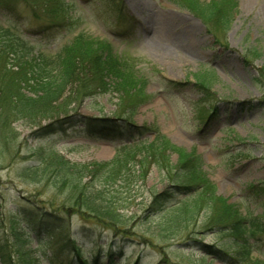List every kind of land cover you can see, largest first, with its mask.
I'll return each instance as SVG.
<instances>
[{"label": "rangeland", "instance_id": "rangeland-1", "mask_svg": "<svg viewBox=\"0 0 264 264\" xmlns=\"http://www.w3.org/2000/svg\"><path fill=\"white\" fill-rule=\"evenodd\" d=\"M65 1L61 25L39 3L0 1V26L49 56L77 34L108 42L119 61L133 69L134 86L123 93L109 84L106 92L79 103L70 101L71 95L66 111L55 117L126 115L132 126L159 131L170 146L168 163L160 171L152 162L142 181L131 177L97 186L110 206L106 212L115 214L116 229L77 206L78 189L95 191L82 185L89 176L80 186L53 174L33 179L23 171L39 163L40 150H55L84 171L111 160L123 142L111 130L122 120L103 127L93 120L98 133L78 122L45 135L38 129L52 116L1 121L0 251L11 254V264H80L71 247L63 245L69 234L88 264L94 258L96 264H238L231 259V237L209 227V213L201 211L169 230L165 217H147L149 210L168 208L182 198L172 192L170 176L188 155L200 163L217 196L258 220L261 231L249 240L250 257L264 264V206L248 190L264 181V0H234L224 31L205 23L182 0ZM200 80L208 92L200 90ZM211 105L216 109L200 121L198 111ZM147 137L148 142L155 138L151 133ZM39 218L42 225L30 224ZM0 264H8L1 254Z\"/></svg>", "mask_w": 264, "mask_h": 264}, {"label": "trees", "instance_id": "trees-1", "mask_svg": "<svg viewBox=\"0 0 264 264\" xmlns=\"http://www.w3.org/2000/svg\"><path fill=\"white\" fill-rule=\"evenodd\" d=\"M22 1L31 5L41 4L48 16L58 18L57 25L66 22L65 0ZM182 1L184 6L198 14L214 29L224 31L228 28L232 9L235 6L234 0H214L205 5L198 0ZM205 8H208L209 12L204 14ZM132 72L133 69L119 61L108 42L88 39L84 34H77L55 55L49 56L36 51L30 42L9 27L0 26V122H11V118L14 117L15 119L32 118L34 122L37 118L52 116L50 118L52 121L38 129L41 130L42 135H45L63 129L64 125L72 127L78 122L88 127L90 133H98L97 128H94L96 126L93 120L102 122L100 127L114 120H122L121 125L114 126L111 130L119 134L123 140L111 160L101 162L92 169L87 167L84 171L79 166L74 168L73 165H69L68 161L55 150L46 152L40 150L39 163L23 171L33 179L43 174H53L59 181L70 179L76 185H80L82 179L89 176L90 180L82 185L85 190H89L88 186H91L95 191L86 194L81 190L82 188H77L75 200L81 202L77 206L99 218L100 221H108L113 228L118 227L117 222L114 221L115 214L106 212L110 206L101 196L98 187L104 188L106 184L115 183L120 179L129 180L131 177L142 181L152 162L160 171L165 169L168 163L165 152L170 146H166L167 141L164 137L159 138L158 130L149 129L147 126H132L126 115L95 118L76 113L78 117L75 120H72V116L67 113L62 118L55 116L66 111L64 109L71 95L75 98L70 101L79 103L83 98L91 97L96 92H106L110 86L125 93L128 87L134 86L133 78L130 77ZM196 84L203 93L209 91L205 80H200ZM215 109L216 107L211 105L199 110L197 114L200 121L206 122ZM132 128L136 130L135 134L131 132ZM150 133L155 138L148 142L147 134ZM178 162L177 169H174L170 176L172 179L170 186L174 189L172 192L180 193L182 198L168 208L159 207L149 210L147 217L152 215L165 217L168 219L166 230H169L174 224L196 218L201 211L209 213V221L207 220L209 227L227 233L232 239L234 250L232 260L238 264H262L261 261L252 260L250 257L252 247L249 240L255 232L261 231L258 220L242 214L236 206L227 204L225 199L217 196L213 183L202 172L198 161L185 155ZM248 190L253 194L251 196L256 200L255 202L264 206V181L251 185ZM165 195L167 191L160 195L155 194L152 202L162 199ZM95 202L99 206H95ZM42 221L43 218H39L38 222L32 220L30 224L42 225ZM63 245L71 247L80 264H88L86 260L80 259V250L73 240L71 241L69 234L65 235ZM0 254L5 262L11 264V254L1 251ZM96 261L94 258L93 264H96Z\"/></svg>", "mask_w": 264, "mask_h": 264}]
</instances>
